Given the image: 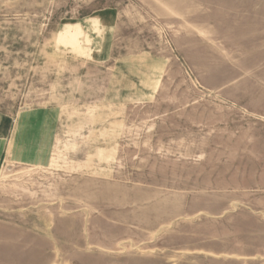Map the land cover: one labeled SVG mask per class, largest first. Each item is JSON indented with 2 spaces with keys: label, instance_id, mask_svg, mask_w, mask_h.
Segmentation results:
<instances>
[{
  "label": "rangeland",
  "instance_id": "374dc122",
  "mask_svg": "<svg viewBox=\"0 0 264 264\" xmlns=\"http://www.w3.org/2000/svg\"><path fill=\"white\" fill-rule=\"evenodd\" d=\"M0 114V264H264V0H0Z\"/></svg>",
  "mask_w": 264,
  "mask_h": 264
},
{
  "label": "crops",
  "instance_id": "0c3cea01",
  "mask_svg": "<svg viewBox=\"0 0 264 264\" xmlns=\"http://www.w3.org/2000/svg\"><path fill=\"white\" fill-rule=\"evenodd\" d=\"M104 20L98 17H91L87 19V26H80L79 24L71 25L73 26V31H82V29H90L91 31H95L99 29L100 25H102ZM89 30V31H90ZM12 117L9 115L0 114V156L2 154V145L3 142L11 135L13 130V122Z\"/></svg>",
  "mask_w": 264,
  "mask_h": 264
}]
</instances>
